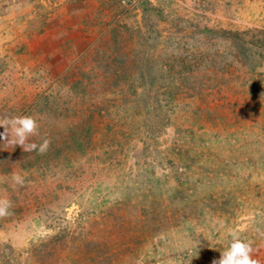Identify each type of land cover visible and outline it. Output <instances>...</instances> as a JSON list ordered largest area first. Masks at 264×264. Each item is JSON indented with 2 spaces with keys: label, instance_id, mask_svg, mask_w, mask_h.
<instances>
[{
  "label": "rangeland",
  "instance_id": "rangeland-1",
  "mask_svg": "<svg viewBox=\"0 0 264 264\" xmlns=\"http://www.w3.org/2000/svg\"><path fill=\"white\" fill-rule=\"evenodd\" d=\"M61 5L0 28V119L50 140L0 139V264H213L241 229L264 264V0Z\"/></svg>",
  "mask_w": 264,
  "mask_h": 264
},
{
  "label": "clouds",
  "instance_id": "clouds-1",
  "mask_svg": "<svg viewBox=\"0 0 264 264\" xmlns=\"http://www.w3.org/2000/svg\"><path fill=\"white\" fill-rule=\"evenodd\" d=\"M0 139L11 146L19 145L24 151H36L44 154L50 145V140L43 139L42 143L29 142L30 138L39 135V123L30 115L5 116L0 119ZM13 181L18 185L24 184V178L14 175ZM12 202L0 197V218L10 216ZM243 230H230L225 236L226 247L221 251L220 258L214 260L213 264H261L260 260L253 258V244L250 240L241 237ZM259 235L264 237V231L257 229Z\"/></svg>",
  "mask_w": 264,
  "mask_h": 264
},
{
  "label": "crops",
  "instance_id": "crops-1",
  "mask_svg": "<svg viewBox=\"0 0 264 264\" xmlns=\"http://www.w3.org/2000/svg\"><path fill=\"white\" fill-rule=\"evenodd\" d=\"M64 0H5L0 6V16L3 21L0 28L7 26L19 27L21 30H35L42 22L44 15L58 16L67 12L66 7L61 5ZM7 5V6H5ZM8 16H13L11 19ZM26 36V35H24ZM28 37V36H27ZM35 37L32 33L30 38ZM34 39V38H33Z\"/></svg>",
  "mask_w": 264,
  "mask_h": 264
},
{
  "label": "trees",
  "instance_id": "trees-1",
  "mask_svg": "<svg viewBox=\"0 0 264 264\" xmlns=\"http://www.w3.org/2000/svg\"><path fill=\"white\" fill-rule=\"evenodd\" d=\"M180 75H181V74H171V76H170V78H169L168 87H169V89H170V91H169V92H170V94H169L170 99H174V97H176V94H175V92H174V91H175V90H174V89H175L174 87H176V85H177V86L180 85L181 82H178V81L181 79ZM124 82H125V81H124ZM128 83H129V85H130L131 82H128ZM124 84H125V83H124ZM124 84H121L120 87H121V88H125V85H124ZM132 85H133V83H132ZM81 134H83V135L89 137L90 134H91V125L89 124V125L86 126L84 129L80 130V133L77 132V134H74V136H73L74 141L78 143V146H79L80 148L82 147ZM69 144H70V142H69ZM173 164L175 165V163H173ZM177 168H178V166H177ZM177 177L179 178L180 176H177ZM175 189H176V188H175ZM180 190H181V189L178 188L177 191H180ZM174 192H176V191H174ZM176 194H177V192H176ZM174 209H177V208L174 207ZM174 214L176 215V213H174Z\"/></svg>",
  "mask_w": 264,
  "mask_h": 264
}]
</instances>
